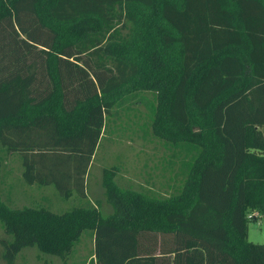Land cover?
<instances>
[{"label": "trees", "instance_id": "obj_1", "mask_svg": "<svg viewBox=\"0 0 264 264\" xmlns=\"http://www.w3.org/2000/svg\"><path fill=\"white\" fill-rule=\"evenodd\" d=\"M147 94L181 190L120 187L105 168L103 215L88 165L105 122ZM262 125L264 0H0V182L10 156L27 184L75 194L62 212L0 195L2 258L35 246L72 264H264L247 240V214H264Z\"/></svg>", "mask_w": 264, "mask_h": 264}, {"label": "rangeland", "instance_id": "obj_2", "mask_svg": "<svg viewBox=\"0 0 264 264\" xmlns=\"http://www.w3.org/2000/svg\"><path fill=\"white\" fill-rule=\"evenodd\" d=\"M146 100L139 101L133 98L124 102L117 108L116 114L105 122L101 140L95 150L91 165L86 171L85 179L88 197L91 205L97 198L101 214L113 213L114 208L105 195L102 184V175L105 168L116 167L115 183L120 187L129 189L150 188L152 194L159 197H169L181 190L182 177L169 170L167 160L172 150H167L162 141L152 135L150 106L152 98L149 94ZM140 99V98H139ZM264 135V125L259 126ZM167 166L165 167V165ZM3 179L0 182V195L5 200L9 195L12 205L17 207L41 204L49 206L54 212L68 210L72 202L63 199L53 185L41 188L38 192L33 185L27 184L19 173V162L16 157L5 156L3 166ZM86 186V187H87ZM45 187V186H44ZM42 194L57 196L58 203L51 199L40 200ZM59 197V198H58ZM61 197V198H60ZM94 201V202H93ZM54 205H51V204ZM78 247L77 262L84 259L90 251V240L83 234ZM10 240L0 220V241ZM247 240L254 243H264V214L247 224ZM0 243V264H7L2 258ZM13 264H72L70 258L61 259L57 255L40 252L35 246L23 248L17 255Z\"/></svg>", "mask_w": 264, "mask_h": 264}, {"label": "crops", "instance_id": "obj_3", "mask_svg": "<svg viewBox=\"0 0 264 264\" xmlns=\"http://www.w3.org/2000/svg\"><path fill=\"white\" fill-rule=\"evenodd\" d=\"M18 160V162H19V167H20V160L19 159H17ZM90 165H91V162L89 163V165H88V169H89V167H90ZM88 169H87V171H88ZM19 173H20V170H19ZM21 176V175H20ZM86 183H87V180L86 179H84V192H85V196H86V198L88 199V200H90V201H92L91 199H90V197H88V194H87V188H88V186L86 185ZM48 185H52V184H47V185H43V186H37V185H34L35 186V188H36V190L38 191V192H40L41 191V188H48L49 186ZM45 186V187H44ZM87 186V187H86ZM75 196V194H74V192L72 191V193H71V195L69 196V198H67V199H70V198H72V197H74ZM50 197H52L51 199H54L57 203H58V201H57V196H56V198L53 196V195H49V196H46L45 194H42L41 195V197H40V200H48L49 202H51V199H50ZM61 197L63 198V196L61 195ZM60 197V198H61ZM59 198V197H58ZM64 200L66 199V198H63ZM96 200H98L97 198L95 199V201ZM94 202V201H93ZM51 205H54L53 203L51 204ZM48 208H49V206H48ZM2 255V254H1Z\"/></svg>", "mask_w": 264, "mask_h": 264}, {"label": "built area", "instance_id": "obj_4", "mask_svg": "<svg viewBox=\"0 0 264 264\" xmlns=\"http://www.w3.org/2000/svg\"><path fill=\"white\" fill-rule=\"evenodd\" d=\"M259 215H260V213L258 211H252V212L247 214V217L253 218V217H258Z\"/></svg>", "mask_w": 264, "mask_h": 264}]
</instances>
